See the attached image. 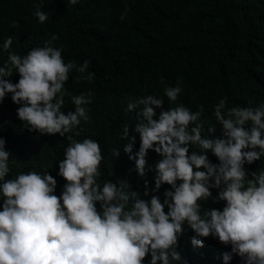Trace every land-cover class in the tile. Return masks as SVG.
I'll return each instance as SVG.
<instances>
[{"label":"clouds","instance_id":"1","mask_svg":"<svg viewBox=\"0 0 264 264\" xmlns=\"http://www.w3.org/2000/svg\"><path fill=\"white\" fill-rule=\"evenodd\" d=\"M35 15L40 23L49 19L39 8ZM12 44L9 36L3 48L9 50ZM88 67L87 60L79 66L65 63L62 49L50 43L25 56L10 51L7 63L0 66V103L11 94L27 131L69 141L58 163L65 184L57 196L56 179L46 171L6 179L10 153L0 137V264H143L149 256V264H187L177 251L185 224L194 233V248L203 247L209 236L230 246L223 254L224 264L233 256L242 264H264V171L249 174L244 167L264 157V104L229 108L221 99L213 115L222 134L209 138L203 135V108L193 112L180 104L157 117L154 109L163 107V98L147 95L129 102L127 110L139 109L142 119L135 128L139 150L128 158L138 177L154 173L153 195L145 200L124 179L101 185L104 157L99 143L74 139L81 122L90 119L91 93L72 96L74 111L65 113V96L70 93L64 86L73 70L91 81L95 74L87 72ZM13 73L19 76L16 83L8 79ZM181 92L180 80L164 87L170 104ZM127 135L125 125L121 139ZM193 145L199 151L189 154ZM123 150L132 153L131 144ZM150 150L160 157L154 167L147 162ZM208 153L218 163L213 164ZM119 155L113 150L114 158ZM162 185L170 190L161 202L154 193ZM144 188L148 196L147 180ZM210 189L218 192L214 203L224 202L222 210L202 211L199 202L212 198Z\"/></svg>","mask_w":264,"mask_h":264},{"label":"trees","instance_id":"2","mask_svg":"<svg viewBox=\"0 0 264 264\" xmlns=\"http://www.w3.org/2000/svg\"><path fill=\"white\" fill-rule=\"evenodd\" d=\"M38 8L49 14L44 23L35 15ZM9 36L13 44L5 50L3 44ZM53 36L58 38L52 40ZM46 43L62 49L65 63L79 66L87 60V72L95 74L88 81L80 79L75 70L70 72L64 86L70 95L65 96L63 111H74L72 96L91 93L92 102L87 106L90 119L81 122L76 129L80 135L74 139L99 143L104 157L99 182L124 179L141 199H151L154 173L138 177L134 161L128 158L139 150L135 128L142 119L137 115L139 109L127 110L129 102L147 95L163 98V107L154 109L157 117L162 110L180 104L193 112L203 108V135L209 138L222 134L213 115L221 99H226L229 108L264 104V0H78L76 4L70 0H0V66L7 63L10 51L25 56ZM8 79L16 83L19 76L13 73ZM177 80L182 92L170 104L164 87L175 86ZM18 107L11 94L0 103V137L10 153L6 179L46 171L56 179L55 195L59 196L65 181L58 175V163L69 141L59 135L27 131L17 117ZM125 125L128 135L121 139ZM128 144L132 153L126 154L123 149ZM115 149L120 152L118 158L112 156ZM192 151L199 148L190 146L189 154ZM208 158L218 163L211 153ZM159 159L154 151L148 152V166L154 167ZM244 167L249 174L264 171V157ZM145 180L148 196L144 195ZM166 190L169 186L162 185L154 193L161 202ZM210 191L212 198L199 202L202 211L222 210L224 202H213L217 190ZM184 229L177 249L182 260L187 264H224L223 254L230 252V246L209 236L203 247L194 248V233L187 224ZM149 261L150 256L143 264ZM228 264L242 261L233 256Z\"/></svg>","mask_w":264,"mask_h":264}]
</instances>
